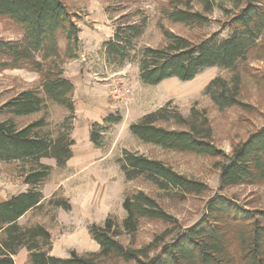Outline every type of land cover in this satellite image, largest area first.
<instances>
[{"label":"rangeland","instance_id":"374dc122","mask_svg":"<svg viewBox=\"0 0 264 264\" xmlns=\"http://www.w3.org/2000/svg\"><path fill=\"white\" fill-rule=\"evenodd\" d=\"M208 1L210 4H203L202 0H62L79 27V48L75 50L70 46L67 50L66 41L60 38L55 56L43 60L41 55H36L42 72L50 68L51 78L60 75L73 85L71 93L58 97L60 103L45 97L40 71L3 66L10 60L0 56V108L26 91L35 93L42 101L34 113L0 114V121L10 120L16 130L40 122L35 131L43 138L59 139L63 146L65 142L74 141L75 128L80 125L76 113L80 96L73 81L79 77L80 86L96 85L106 92L107 103L112 107L107 116L117 120L109 123L102 120L89 126L90 147L80 140L76 150L77 154L89 155L88 160L70 164L67 161L58 166L52 158L39 159L49 168L48 176L36 186L42 196L41 204L20 224L39 223L46 228L51 235V256L65 259L71 251L79 256L99 252L88 229L93 224L103 226L107 220L118 230L116 239L127 249L142 250L155 238L162 239L161 234L172 231L158 245L169 243L178 232L201 221L208 202L216 195L233 199L246 210L264 211V184L223 189L219 185L217 166L223 159L168 150L142 141L129 128L145 116L160 111L161 117L166 119L156 125L167 130H182L185 126L178 124L176 117L184 120L196 113L195 125L199 127L203 115L210 125L213 145L228 156L234 146L264 126V33L234 70L212 67L202 70L190 81L168 78L153 86L141 81V52L146 48L165 47L164 32L184 37L194 44L213 35L220 39L228 36L222 30L228 19L224 11L234 10V5L227 0ZM176 8L198 12L205 20L188 24L171 22L167 14ZM127 26H138L140 34L132 37V33L123 31ZM116 34L120 40L131 39L122 62L106 54L108 45L117 41ZM22 36L18 26L0 19V41L17 43ZM216 80L220 81L214 83ZM116 92H124L127 103H122ZM214 98L222 102L236 100L240 105L225 106ZM90 136L95 138L94 142L90 141ZM125 153L160 161L179 175L204 184L206 189L199 195L182 196L173 188L160 189L144 176L128 180L121 169ZM31 164L0 161V189L7 192V198L31 188L24 183V173ZM138 192H144L157 202L175 223L142 219L134 233L122 231L120 226L126 219L123 201ZM59 201H64L69 209L55 205ZM19 251L16 256L28 254L25 249ZM156 253H150L149 257Z\"/></svg>","mask_w":264,"mask_h":264},{"label":"trees","instance_id":"16d2710c","mask_svg":"<svg viewBox=\"0 0 264 264\" xmlns=\"http://www.w3.org/2000/svg\"><path fill=\"white\" fill-rule=\"evenodd\" d=\"M202 1L203 4H210L208 0ZM227 1L234 5V10L224 11L228 16L222 27L228 35L226 38L213 35L194 44L184 37L164 32L167 40L165 47L146 48L141 52V81L153 86L168 78L190 81L202 70L212 67L236 69L264 33V0ZM167 17L179 24L205 20L198 12L190 13L177 8L170 11ZM1 18L18 26L23 34L17 43L0 41V56L10 60L3 66L14 69L29 67L32 71H40L45 97L60 103L58 97L71 93L73 85L60 75L51 78L50 68L42 72V64L36 60V55H41L43 60L50 55L55 56L60 38L66 41L67 50L70 46L75 50L79 48V27L72 21L62 0H0ZM126 30L132 33V37L141 32L138 26H127L123 31ZM118 38L119 34H116L117 41L108 45L106 54L116 56L122 62L131 39ZM214 100L225 106L240 105L236 100ZM41 102L35 93L22 92L4 104L0 114L7 112L20 116L34 113ZM161 114L158 111L145 116L138 124L129 127L131 132L144 142L158 144L168 150L223 159L217 164L219 185L223 189L264 184V126L250 133L227 156L213 145L210 125L203 115L199 127L195 125V113L189 119L176 117L178 124L185 126L184 129L167 130L156 125L166 119ZM114 121L117 120L111 115L104 118L105 123ZM40 125V122H35L16 130L10 120L0 121V161L32 163L24 173V183L31 188L0 203V264H14V256L22 249L28 252L24 264H264V211L246 210L222 195L210 199L201 221L178 232L169 243L158 245L172 231L161 234L162 239L155 238L142 250L127 249L116 239L118 230L107 220L103 226L93 224L88 229L99 252L79 256L71 251L65 259L51 256V235L46 228L39 223L21 225L18 220L40 207L42 196L40 191H36V186L48 176L49 168L39 159L52 158L58 166L65 165L72 156L70 147L74 141L65 142L63 146L59 139L43 138L35 131ZM90 141L94 142L95 138L90 136ZM123 158L121 169L128 180L144 176L160 189L173 188L182 196L199 195L206 189L204 184L179 175L160 161L128 153ZM55 205L69 209L64 201ZM123 209L126 219L120 229L125 233H134L142 219L159 220L170 225L175 223L173 217L144 192L127 196ZM154 251L157 253L149 257Z\"/></svg>","mask_w":264,"mask_h":264},{"label":"crops","instance_id":"0c3cea01","mask_svg":"<svg viewBox=\"0 0 264 264\" xmlns=\"http://www.w3.org/2000/svg\"><path fill=\"white\" fill-rule=\"evenodd\" d=\"M80 79L81 77H79L77 81H73L74 85L78 88L77 93L80 96L76 109L78 119L80 120V125L75 128L76 131L73 137L74 147L72 148V156L68 159V164H70L71 162H81L82 159L88 160L87 157H89V155L77 154L76 150L79 148L80 143L84 144V146L90 147L91 144L89 143V126L94 122L98 123L104 120V118L108 115L112 108L107 103V95L103 89L97 87L96 85H94L93 87L80 86V84H78ZM76 83L79 86L76 85ZM84 83L88 84L87 82ZM80 140H82V142L79 143ZM18 194L22 193H13L11 194V196H15ZM7 196H9L7 195V192H4V190L0 189V203L6 201ZM32 211L33 210L27 212L22 218H20L18 220L19 223H21L23 218H25ZM20 254L19 256L14 257V264H24V262L26 261L28 254L26 252H24L23 255L21 254L22 256H20Z\"/></svg>","mask_w":264,"mask_h":264},{"label":"built area","instance_id":"2783aa9c","mask_svg":"<svg viewBox=\"0 0 264 264\" xmlns=\"http://www.w3.org/2000/svg\"><path fill=\"white\" fill-rule=\"evenodd\" d=\"M127 92V90L125 91V93ZM117 93V97L118 98H120L119 100L122 102V103H124V102H126L127 103V99L126 98H124V96H125V93L123 92V93H120V92H116ZM119 93H120V95H119ZM121 96V97H120Z\"/></svg>","mask_w":264,"mask_h":264}]
</instances>
